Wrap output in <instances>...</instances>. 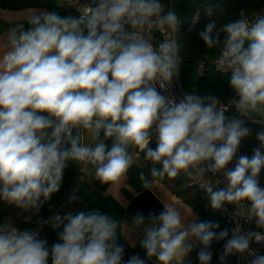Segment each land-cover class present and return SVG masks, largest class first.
I'll return each instance as SVG.
<instances>
[{"label":"clouds","instance_id":"9594fccd","mask_svg":"<svg viewBox=\"0 0 264 264\" xmlns=\"http://www.w3.org/2000/svg\"><path fill=\"white\" fill-rule=\"evenodd\" d=\"M66 8L79 15L29 8L0 31V201L40 225L0 221V264H192L193 251L198 264H212L214 241L224 242L218 264L233 256L237 264H264L251 247L264 246V12L241 8L218 27L217 5L204 8L208 23L198 35L206 50H219L216 70L230 73L234 96L225 104L211 94L173 91L184 60L175 7L67 0ZM199 18L197 10L193 23ZM253 137L252 154L238 155ZM141 160L142 190L165 179H197L210 208L235 226L200 220L178 199L130 221L87 207L64 215L50 207L47 219L39 216L69 163L126 207L120 190L138 195L126 182ZM247 223L255 230H245ZM43 225L62 228L51 247L40 238ZM132 233L142 234L145 255L125 259L120 237L135 247Z\"/></svg>","mask_w":264,"mask_h":264},{"label":"trees","instance_id":"16d2710c","mask_svg":"<svg viewBox=\"0 0 264 264\" xmlns=\"http://www.w3.org/2000/svg\"><path fill=\"white\" fill-rule=\"evenodd\" d=\"M163 3L169 8V0H162ZM207 5H217L218 20L217 26L220 23L226 22L229 19L238 18V13L241 8L246 9L248 14L256 13L260 9H264V0H187L182 6L178 14L182 17V24L179 29V37L183 44L182 55L183 63L180 72V79L183 82L187 92H195L196 89V76L198 75V66L203 64L204 79L202 82L201 95L211 94L218 97L224 89H228V84L216 77L209 66L210 59L214 57L218 49L206 50L205 45L199 38L198 32L204 28L208 23V18L204 14V8ZM0 6L9 8H22L27 6L45 7L48 10L57 11L60 15L66 16L71 12L65 6L56 3L54 0H0ZM199 10V21L193 23V17ZM218 78V85L213 87L209 83V78ZM250 127H255L249 123ZM246 144L251 147L256 140L248 138L245 140ZM151 147H155V140H153ZM144 163V162H143ZM147 170L134 165L133 169L129 170L127 183L136 191L142 190L140 181L138 179L139 171ZM174 196L178 197L183 202L189 204L197 214L200 220L218 221L221 229L227 228L222 219L216 214L204 207L200 201L196 189L188 183L184 177H179L175 180L165 179L161 181ZM126 192V190H124ZM79 196V200H72L73 196ZM51 206H57L60 215L66 214L68 211H74L82 208H97L102 213L111 214L118 217H123V207L111 196L103 195L96 190L91 184L84 181L81 176V170L75 163H69L63 175V181L58 193L54 194L50 206L46 204L40 211L39 216L47 219L48 211ZM3 212L0 211V221ZM38 223L20 220L17 227L20 229H32L39 227ZM62 230H53L51 225H43L41 227L40 238L48 240L49 247L53 243L58 242L57 232ZM219 231V230H217ZM142 236L139 238V240ZM139 240L136 242L135 247H131L125 240L120 237V243L125 246V259L132 254L145 255L144 250L139 245ZM223 241L213 242L212 251L213 258L217 261V257L223 248ZM49 264L51 259L49 258Z\"/></svg>","mask_w":264,"mask_h":264},{"label":"crops","instance_id":"0c3cea01","mask_svg":"<svg viewBox=\"0 0 264 264\" xmlns=\"http://www.w3.org/2000/svg\"><path fill=\"white\" fill-rule=\"evenodd\" d=\"M54 1L56 3H59L63 6H65L64 0H54ZM29 8L48 10L45 7H38V6H27V7H22V8H9V7L0 6V17H3V18H0V31H6L10 27V24L5 22L6 19L16 17ZM70 14L72 15V13H70ZM137 166H139L140 168H143V166H144L143 161L141 160ZM80 170H81L82 179L84 181L88 182L87 178H86L87 170L83 169V168H81ZM88 183L91 184L100 193H102L103 195H106L105 192H106L107 186H102V185H100L99 182H95V181L88 182ZM124 190H126V192ZM135 193H138V195L134 194L133 191H129L126 188H121L120 195H121L122 199L126 202V204H127L126 207L122 206L121 203H119L115 199L123 207L124 211H123V217L122 218H127L129 221L138 212L143 213L145 216H147L149 212H155L158 214L162 210V203L161 202H171V201H175L178 199L182 204L189 205V204L183 202L182 200H180L178 197L171 194V192L168 190V188L161 182H159L156 189H153L152 191H146V190L136 191L135 190ZM109 196L113 197L112 195H109ZM51 209L53 211H55L56 213H59V209L57 206H51ZM0 211L3 212L1 221H3V219L5 217H11V219L14 221L16 226L20 220H25L24 219L25 216L31 215V213H22L21 210L16 209L13 206H9V205L3 203L2 201H0ZM193 212L197 216V214L195 213L194 210H193ZM50 214H51V212L49 210L48 216ZM30 221L37 223L38 217L32 216V219ZM141 236H142V234L132 233V234H130V240L137 242ZM125 242L129 244L128 240H125ZM188 259L191 260L192 264H198V259L196 257V251H193L190 254V256L188 257ZM153 264H154V262H153ZM212 264H217V261L214 258L212 260Z\"/></svg>","mask_w":264,"mask_h":264},{"label":"built area","instance_id":"2783aa9c","mask_svg":"<svg viewBox=\"0 0 264 264\" xmlns=\"http://www.w3.org/2000/svg\"><path fill=\"white\" fill-rule=\"evenodd\" d=\"M66 3H67V0H64V5L66 7ZM169 8H171V0H169ZM70 10V12L72 13V15L74 16H78L79 13L76 12L74 9H71V8H68ZM259 12H264V9H260L258 10L256 13H259ZM156 40L157 42L159 41V39L161 38L159 36V34H156ZM219 56V50L217 51V53L214 55V57H212L210 59V62H209V66L212 68V72L214 73V75L218 78H220L221 80H224L227 84H228V89H224V91H222L220 93V95L218 96V98L223 102V103H227V101L234 96V93L232 91V89L230 88L229 86V83H228V80H229V77H230V73L228 74H221L219 73L217 70H216V60H217V57ZM199 74H202L203 76L205 75L203 73V64H199L198 66V75ZM173 91L176 93V95L179 97V96H182L184 93L187 92L185 86L183 85V82L182 80L180 79V77L176 80H174L173 82ZM228 115H231V113H228ZM250 123V122H249ZM256 143L255 142L251 147H249L245 140L242 142V146H241V149L240 151L238 152V155H243V154H247V155H251L252 154V148L256 146ZM234 166V162L233 164L229 165V167H233ZM184 177L188 183L190 185H192L198 195H199V198H200V201L203 203L204 207L207 208L208 210H210L211 212L213 213H216L221 219L222 221L225 223V225L227 226V228L231 229L232 227H234V222H231L228 217L223 214L222 212H219V211H214L210 208L207 200L204 198V195H203V192L200 190V187H199V184H200V181L197 180V179H190L188 177H185V176H182ZM260 179H261V186L264 187V170H262L261 172V175H260ZM229 210L230 211H234L235 208L234 206L232 205H229L228 206ZM243 223V222H242ZM244 228L245 230L247 229H253L255 230V226H254V223H247V224H244ZM252 248L254 249H257L259 251V253L261 254H264V246H260V245H256V244H253L251 245ZM238 262V258L236 256H233V257H230V264H237Z\"/></svg>","mask_w":264,"mask_h":264},{"label":"rangeland","instance_id":"374dc122","mask_svg":"<svg viewBox=\"0 0 264 264\" xmlns=\"http://www.w3.org/2000/svg\"><path fill=\"white\" fill-rule=\"evenodd\" d=\"M187 0H171V8L175 7L177 12L180 11L181 6L186 2ZM209 83L213 86L216 87L218 85V78L212 77L209 78Z\"/></svg>","mask_w":264,"mask_h":264},{"label":"water","instance_id":"95a60500","mask_svg":"<svg viewBox=\"0 0 264 264\" xmlns=\"http://www.w3.org/2000/svg\"><path fill=\"white\" fill-rule=\"evenodd\" d=\"M203 79H204V76L202 74H199V75L196 76V89H195V92L198 95H201Z\"/></svg>","mask_w":264,"mask_h":264}]
</instances>
